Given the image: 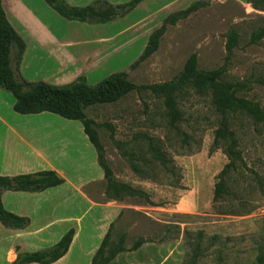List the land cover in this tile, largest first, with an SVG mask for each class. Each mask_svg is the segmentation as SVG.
Instances as JSON below:
<instances>
[{
    "label": "rangeland",
    "instance_id": "obj_1",
    "mask_svg": "<svg viewBox=\"0 0 264 264\" xmlns=\"http://www.w3.org/2000/svg\"><path fill=\"white\" fill-rule=\"evenodd\" d=\"M75 1L84 7L95 0ZM197 1L205 5L167 23L158 50L131 69L167 17ZM52 12L60 24L50 20L51 27L66 32L57 57L66 63L67 81L83 73L96 85L126 72L137 87L114 104L85 111L108 173L87 192L122 206L103 256L143 241L137 258L117 264H260L264 122L241 106L221 109L208 89L195 88L183 75L196 55L199 71H219L223 82L236 86L235 96L264 109V0H149L98 31ZM128 26V34H112ZM41 66L54 69L47 61ZM164 85L167 93L154 89Z\"/></svg>",
    "mask_w": 264,
    "mask_h": 264
},
{
    "label": "crops",
    "instance_id": "obj_2",
    "mask_svg": "<svg viewBox=\"0 0 264 264\" xmlns=\"http://www.w3.org/2000/svg\"><path fill=\"white\" fill-rule=\"evenodd\" d=\"M105 1L117 5L114 2L120 0ZM66 2L77 6L75 0ZM44 3L41 0H2L7 19L26 43L20 65L23 78L29 82L67 85L71 82L67 81L62 68L66 63L62 59L60 62L57 57L67 45L66 32L65 29L55 31L51 27L50 20L60 22L53 14L54 10ZM145 3H149V0L140 3L136 9ZM131 13L109 23H83V27H79L85 31L110 28L115 21H124ZM152 14V10H149L146 16ZM131 29L129 26L121 27L112 34H128ZM140 34L147 32L141 29ZM84 43L92 45L90 42ZM43 61L51 62L54 69L43 70ZM14 104L15 99L0 87V176L16 177L53 171L64 179V183L37 193H3L4 208L17 216L28 218L30 225L22 230H12L0 223V264L13 263L19 253L49 249L71 229L75 235L68 252L53 264H92L122 211V206L117 202L101 201L87 192L88 188L100 187L105 180L97 150L80 121L67 120L49 112L21 115L14 111ZM140 250L142 247L120 253L110 264L120 263L124 258H137ZM130 261H124L123 264H129Z\"/></svg>",
    "mask_w": 264,
    "mask_h": 264
},
{
    "label": "trees",
    "instance_id": "obj_3",
    "mask_svg": "<svg viewBox=\"0 0 264 264\" xmlns=\"http://www.w3.org/2000/svg\"><path fill=\"white\" fill-rule=\"evenodd\" d=\"M44 1L65 20L88 24H105L127 16L145 0H131L117 5L110 4L105 0H95L84 7L71 6L66 0ZM203 5H205L204 2L197 1L185 10L170 14L165 23L151 34L143 54L131 65V69L147 60L158 50L167 23L175 24L177 21L197 12ZM25 50L26 43L7 19L2 0H0V87L14 97V111L21 115L49 112L67 120L80 121L90 142L97 150L99 164L106 178L108 173L100 163L99 144L92 129L93 122L87 117L85 111L95 105L114 104L135 91L137 87L129 80L126 72L113 73L96 85H90L85 76H80L67 85L29 82L20 73V65ZM197 63L196 55H192L187 60L183 75L187 82H191L199 90L208 89L213 94L214 103L221 109H231L234 105L241 106V109L252 115L258 122H264V109L252 102L239 99L235 96L236 86L223 82L219 71H199ZM154 89L167 93L169 86L164 85ZM63 183L64 179L53 171L16 177L0 176V223L12 230H22L30 225L28 218L17 216L4 208L2 195L5 191L37 193L60 186ZM221 190L222 184H219L217 194ZM112 227L113 225L111 230ZM110 233L111 231L105 237L92 264H110L118 254L136 251L145 243L140 241L130 250L120 249L105 258L103 255ZM74 235L75 231L71 229L55 246L33 253H19L17 259L11 264H53L66 255ZM190 260L186 261L185 264H191ZM258 260L260 264H264V255L260 254Z\"/></svg>",
    "mask_w": 264,
    "mask_h": 264
}]
</instances>
